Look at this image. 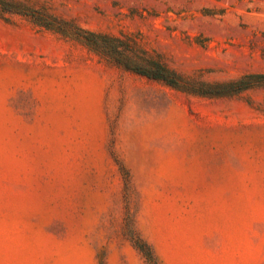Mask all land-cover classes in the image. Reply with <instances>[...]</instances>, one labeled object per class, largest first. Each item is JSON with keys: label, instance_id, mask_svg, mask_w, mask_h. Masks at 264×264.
<instances>
[{"label": "rangeland", "instance_id": "obj_1", "mask_svg": "<svg viewBox=\"0 0 264 264\" xmlns=\"http://www.w3.org/2000/svg\"><path fill=\"white\" fill-rule=\"evenodd\" d=\"M0 264H264V0H0Z\"/></svg>", "mask_w": 264, "mask_h": 264}, {"label": "trees", "instance_id": "obj_2", "mask_svg": "<svg viewBox=\"0 0 264 264\" xmlns=\"http://www.w3.org/2000/svg\"><path fill=\"white\" fill-rule=\"evenodd\" d=\"M145 73V72H144Z\"/></svg>", "mask_w": 264, "mask_h": 264}]
</instances>
